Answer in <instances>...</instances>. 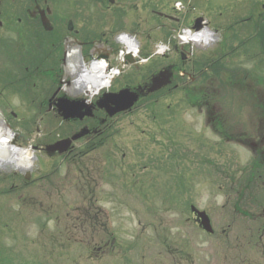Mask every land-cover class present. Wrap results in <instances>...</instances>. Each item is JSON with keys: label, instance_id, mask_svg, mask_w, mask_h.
Instances as JSON below:
<instances>
[{"label": "rangeland", "instance_id": "374dc122", "mask_svg": "<svg viewBox=\"0 0 264 264\" xmlns=\"http://www.w3.org/2000/svg\"><path fill=\"white\" fill-rule=\"evenodd\" d=\"M99 1L91 2L87 17L104 42L100 51L84 47V61L105 53L119 74L93 96L74 98L94 102L105 90L142 82L173 63L181 83L175 46L190 48L198 68L217 48L227 54L246 41V125L253 129L261 117L256 106L264 103L256 94L264 90V0H121V15ZM197 18L218 29V41L183 42L181 31ZM127 33L138 42L133 63L122 57ZM255 33L261 37L253 39ZM58 64L66 88V60ZM197 84L146 96L132 111L109 118L104 134L85 145L84 136L75 151L61 154L45 148L88 129L90 117L75 124L47 107L40 111L22 87L0 95V134H11L15 147L8 146L27 156L24 172L31 176L0 168V264H264V175L250 174L249 149L216 142L207 112L192 106L200 100ZM240 93L230 91L221 102L243 103ZM23 134L31 141L18 151ZM190 205L207 212L212 233L193 219Z\"/></svg>", "mask_w": 264, "mask_h": 264}, {"label": "flooded vegetation", "instance_id": "af4514ba", "mask_svg": "<svg viewBox=\"0 0 264 264\" xmlns=\"http://www.w3.org/2000/svg\"><path fill=\"white\" fill-rule=\"evenodd\" d=\"M92 1L97 0H0V95L18 92L22 87V93L30 96L29 103H32L40 111L47 107V112L53 111L63 119L59 113L58 100L64 98L62 96L79 95L76 85L77 74L85 71L83 65L87 64L84 61V47L91 46L94 50L100 51L99 46L104 42V36L103 38L98 37V34L90 28L91 23L87 14L90 12L89 7ZM102 1L105 3L102 6L115 15L124 13L123 5L119 3L121 0H101L99 2ZM106 1L109 4H106ZM115 21L117 20H113V22ZM204 24L207 25L201 22L200 28L205 27L209 33L210 29L203 26ZM127 36L132 41H136L134 35L127 33ZM210 36L215 37L218 41L220 38L218 29L211 31ZM118 38L119 36L115 37L116 40ZM105 43H107V39ZM42 49H45V57L42 55ZM176 51L179 53L183 78L181 87H187L193 82L198 83L194 87V92L200 100L198 99L197 103L192 106L201 112H207L206 127L210 128L216 142L223 145L237 144L246 150L249 149L252 155L249 162L250 167L248 166L250 174L263 176L264 103L256 106L255 110L261 109V117L253 129L250 130L246 125V44L243 45L242 50L240 48L235 50V44L232 45L227 50V54H221L222 51L217 48L212 52L209 63L202 66L199 64L198 68L192 62L193 51L190 48L186 50L185 46H181ZM73 52L74 58L76 57L77 70L69 72L68 67L70 70L75 68L74 66L71 69V65H69V58L72 59L71 53ZM231 53L243 57V62L240 63L242 65L238 62L240 58L231 56ZM103 55L106 54L100 53L98 57ZM60 60L64 62L66 60V88L62 81H58L61 76L58 64ZM189 63L195 70L193 73L187 71ZM173 66L176 71L177 63H174ZM42 80L49 81V86L48 83L41 86ZM83 86L85 85L83 84ZM230 91L241 92L243 103H222L221 101H224L222 97L228 95ZM249 91L254 93L256 90L249 89ZM263 91L260 89L256 91V94L264 96ZM237 101H241V99L239 98ZM95 102L92 101L91 104L94 105ZM97 112L98 114L101 112L104 117L97 116ZM93 113V116L88 118V121L93 120V122L90 121L87 124L90 133L87 143L94 137L104 134L107 128L111 127L104 110L94 107ZM84 120L85 118L82 120L70 119L67 122L77 124ZM30 121L24 119V122L31 123ZM92 132L95 134H91ZM13 135L16 140V135ZM23 139L24 145L18 144L20 147L28 145V140L31 141L30 134H23ZM30 147L43 149L33 143L30 144ZM5 165L8 163L0 161V168L5 169ZM19 170L23 174L24 180H29L30 174L24 172L25 169Z\"/></svg>", "mask_w": 264, "mask_h": 264}, {"label": "water", "instance_id": "95a60500", "mask_svg": "<svg viewBox=\"0 0 264 264\" xmlns=\"http://www.w3.org/2000/svg\"><path fill=\"white\" fill-rule=\"evenodd\" d=\"M201 19H197L195 26L198 27ZM172 80V67H167L159 72L154 73L149 81L145 85H139L132 88H123L117 93H105L97 101V105L100 108H105L109 115H113L117 112L129 109L140 96L144 94V89L147 88V92L156 91L163 86L169 84ZM60 105L61 114L64 118H69L74 116V118H82L85 114L90 115L93 109L92 105L86 104L85 101L68 100L66 98H61L58 101ZM88 132L83 130L76 133L72 138L62 139L54 144L47 146V151L49 154H54L56 152L62 153L66 151L72 140L77 139ZM192 210L197 214V218L200 224L208 232H212V227L210 224V219L204 211H199L195 207Z\"/></svg>", "mask_w": 264, "mask_h": 264}, {"label": "bare ground", "instance_id": "6f19581e", "mask_svg": "<svg viewBox=\"0 0 264 264\" xmlns=\"http://www.w3.org/2000/svg\"><path fill=\"white\" fill-rule=\"evenodd\" d=\"M184 39L196 41V43H206L210 39V36L206 33L194 34V35H186ZM123 43L126 45V52H130L135 54L136 44H134L129 39L122 38ZM164 48V47H163ZM164 50V49H162ZM73 56V57H72ZM71 58H69V65H71V69L75 66L74 69L70 70L68 67V71H76V57L74 58V52L71 53ZM85 67V71L78 72L77 74V83L78 86V94L89 93V95L96 94L100 89L109 86L111 82V78L116 75V72H109V66L107 63L102 61L98 63L96 61L91 62L89 64L83 65ZM83 84L85 86H83ZM83 87V88H82ZM80 91V92H79ZM1 132V131H0ZM1 138L3 140L1 141ZM11 138V134L9 133L8 137H2L0 134V161H4L9 164V166L19 169H25L27 165V156H22L16 151L11 149V146H8V140Z\"/></svg>", "mask_w": 264, "mask_h": 264}, {"label": "trees", "instance_id": "16d2710c", "mask_svg": "<svg viewBox=\"0 0 264 264\" xmlns=\"http://www.w3.org/2000/svg\"><path fill=\"white\" fill-rule=\"evenodd\" d=\"M248 18H250V17H248ZM260 34H261V33H260ZM260 34H257V33H255V35H254L252 38H253V39H254V38L256 39V38H257V36H258V37H259V36L261 37V35H260ZM251 36H252V35H251ZM263 48H264V47H263Z\"/></svg>", "mask_w": 264, "mask_h": 264}]
</instances>
